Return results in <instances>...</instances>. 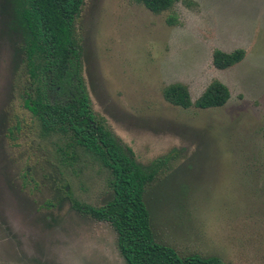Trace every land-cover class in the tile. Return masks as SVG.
<instances>
[{
	"label": "rangeland",
	"instance_id": "374dc122",
	"mask_svg": "<svg viewBox=\"0 0 264 264\" xmlns=\"http://www.w3.org/2000/svg\"><path fill=\"white\" fill-rule=\"evenodd\" d=\"M18 1L0 0V264H126L112 224L75 208L64 186L68 177L82 202L103 206L110 171L81 153L87 167L63 175L24 109ZM192 1L155 14L138 0H84L82 74L93 112L141 166L170 157L144 193L156 241L181 256L264 264V0ZM238 48L240 63L215 67V49ZM214 79L231 91L222 107L164 97L181 82L196 101Z\"/></svg>",
	"mask_w": 264,
	"mask_h": 264
},
{
	"label": "trees",
	"instance_id": "16d2710c",
	"mask_svg": "<svg viewBox=\"0 0 264 264\" xmlns=\"http://www.w3.org/2000/svg\"><path fill=\"white\" fill-rule=\"evenodd\" d=\"M179 0H138L155 14L172 11ZM188 6L196 4L186 0ZM84 0H19L16 14L23 29L24 71L27 84L21 99L26 113L44 138L52 139L56 166L64 175L78 176L81 153L92 155L111 173L113 198L103 206L82 202L66 177L64 186L75 208L97 220L109 222L118 234V248L126 264H227L219 257L199 254L181 256L172 246L156 241L144 193L146 187L166 168L169 156L154 160L144 168L130 147L112 134L103 117L91 106L82 74L81 46L75 35ZM170 25L179 24L173 14ZM246 57V50L227 52L215 49L213 63L228 69ZM170 103L183 107H222L231 97L229 87L214 79L201 96L193 101L189 87L181 82L164 88ZM264 135V132H263Z\"/></svg>",
	"mask_w": 264,
	"mask_h": 264
}]
</instances>
